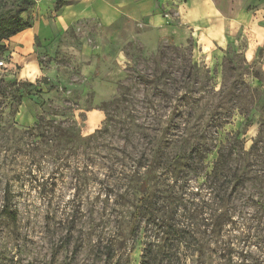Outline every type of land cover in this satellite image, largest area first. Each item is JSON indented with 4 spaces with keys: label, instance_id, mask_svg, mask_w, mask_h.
I'll return each mask as SVG.
<instances>
[{
    "label": "rangeland",
    "instance_id": "obj_1",
    "mask_svg": "<svg viewBox=\"0 0 264 264\" xmlns=\"http://www.w3.org/2000/svg\"><path fill=\"white\" fill-rule=\"evenodd\" d=\"M139 28L81 20L36 41L32 80L0 56V264H264L263 60L243 38L210 58L190 39L150 50Z\"/></svg>",
    "mask_w": 264,
    "mask_h": 264
},
{
    "label": "crops",
    "instance_id": "obj_2",
    "mask_svg": "<svg viewBox=\"0 0 264 264\" xmlns=\"http://www.w3.org/2000/svg\"><path fill=\"white\" fill-rule=\"evenodd\" d=\"M27 16L30 26L4 41L10 67H20L15 71L20 79L40 77L34 57L36 41L52 45L81 20L106 28L128 19L140 27L135 35L150 50L160 39L178 44L190 39L197 59L215 57V48L224 49L227 43L243 38L245 60L264 63V0H35ZM85 47L82 44L80 54H89ZM89 47L92 54L98 52L99 46ZM93 68L91 59L82 63L79 72L86 76ZM95 89V102L113 92L112 84L105 82L97 83ZM103 117L100 109L87 110L84 128L93 129ZM91 118H98L99 123L91 127Z\"/></svg>",
    "mask_w": 264,
    "mask_h": 264
},
{
    "label": "trees",
    "instance_id": "obj_3",
    "mask_svg": "<svg viewBox=\"0 0 264 264\" xmlns=\"http://www.w3.org/2000/svg\"><path fill=\"white\" fill-rule=\"evenodd\" d=\"M24 2L25 3L23 7H20L13 12L10 11L12 9L6 10L5 12H0V56L6 49V46L3 43L4 40H7L12 35L30 26L29 23H27L26 21L22 19L21 13L25 12L30 7H32V5L35 3V0H26ZM224 91L225 90H223L221 93L223 94ZM262 107H264V105ZM249 118L250 117L248 115L245 117V119L248 121H249ZM233 150L235 149L233 148ZM222 159H224L223 154L219 152V149H218V156L213 164L212 170L208 174H206L207 179H209L212 174L216 173L220 165H223L221 164Z\"/></svg>",
    "mask_w": 264,
    "mask_h": 264
},
{
    "label": "built area",
    "instance_id": "obj_4",
    "mask_svg": "<svg viewBox=\"0 0 264 264\" xmlns=\"http://www.w3.org/2000/svg\"><path fill=\"white\" fill-rule=\"evenodd\" d=\"M4 64V61L3 60H0V65H3Z\"/></svg>",
    "mask_w": 264,
    "mask_h": 264
}]
</instances>
